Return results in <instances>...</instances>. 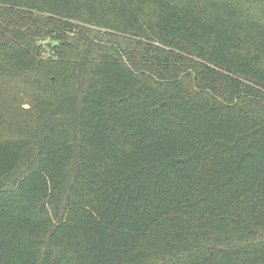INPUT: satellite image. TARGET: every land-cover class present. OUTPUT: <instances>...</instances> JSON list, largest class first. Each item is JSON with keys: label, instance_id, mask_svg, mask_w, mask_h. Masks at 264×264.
Here are the masks:
<instances>
[{"label": "trees", "instance_id": "obj_1", "mask_svg": "<svg viewBox=\"0 0 264 264\" xmlns=\"http://www.w3.org/2000/svg\"><path fill=\"white\" fill-rule=\"evenodd\" d=\"M0 264H264V0H0Z\"/></svg>", "mask_w": 264, "mask_h": 264}]
</instances>
